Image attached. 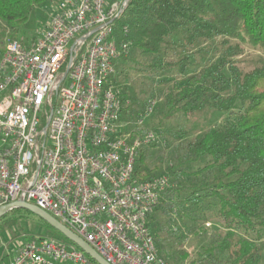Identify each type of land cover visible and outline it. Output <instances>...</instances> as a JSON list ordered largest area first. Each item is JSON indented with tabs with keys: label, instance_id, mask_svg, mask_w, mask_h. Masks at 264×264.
<instances>
[{
	"label": "built area",
	"instance_id": "built-area-1",
	"mask_svg": "<svg viewBox=\"0 0 264 264\" xmlns=\"http://www.w3.org/2000/svg\"><path fill=\"white\" fill-rule=\"evenodd\" d=\"M129 2L60 0L35 39L0 47V207L39 206L111 264H169L148 218L170 178L136 176L156 135L135 131L143 118L123 123L126 100L112 83L128 52L115 28ZM17 245L10 264H95L54 237Z\"/></svg>",
	"mask_w": 264,
	"mask_h": 264
},
{
	"label": "trees",
	"instance_id": "trees-1",
	"mask_svg": "<svg viewBox=\"0 0 264 264\" xmlns=\"http://www.w3.org/2000/svg\"><path fill=\"white\" fill-rule=\"evenodd\" d=\"M46 1L0 0V19L9 28L10 39L18 38L19 25ZM181 30L188 46L222 37L224 51L198 71L186 74L181 69L184 78L167 86L161 101L153 106L163 114L160 124L177 112L191 116L207 107L229 114L218 126L186 140L185 165H169L170 184L149 216L150 229L155 238L160 235L155 218L151 221L157 209L168 219L175 213L182 220L192 219L204 231L206 222L214 220V239L195 247L192 255L184 252L174 264H264L260 243L264 231V66L243 71L233 59L236 47L230 44V39H236L264 50V0H130L115 36L118 43H126L127 51L134 48L159 55L169 38ZM181 63L167 62L163 68ZM153 66L162 68L157 61ZM149 129L142 125L135 131L145 134ZM188 134L183 129L173 133L179 138ZM144 149L136 161V176L160 175H151ZM192 164L197 166L189 170ZM43 221L48 237L76 246ZM170 233L177 235L173 226L166 236ZM158 249L161 255L168 254L165 245L158 244Z\"/></svg>",
	"mask_w": 264,
	"mask_h": 264
},
{
	"label": "rangeland",
	"instance_id": "rangeland-1",
	"mask_svg": "<svg viewBox=\"0 0 264 264\" xmlns=\"http://www.w3.org/2000/svg\"><path fill=\"white\" fill-rule=\"evenodd\" d=\"M59 2L60 0H47L42 5L36 6L30 17L19 25L16 32L17 39H35L48 26L47 24L59 7ZM184 35L185 31L181 30L174 37L169 38L168 45L159 55L142 54L138 49L133 48L116 59L115 84L126 100L122 116L123 123L129 121L132 127L143 118V126L150 128L149 130L155 132L156 135L155 141L144 149L148 168L152 169L151 175L154 172L160 173V175H169V165L172 162L180 163L181 166L185 165L187 155L184 145L186 140L194 138L197 134H201L213 126H218L229 114V111H219L207 107L191 116L177 112L172 117L163 119L161 124L160 120L163 114L160 110L154 109L147 117H141L149 102L156 106L165 94L167 86L171 85L174 80L181 81L184 78L185 75L181 72L182 68H185L186 74L198 71L224 51V46L221 44L222 37L198 40L194 46H188ZM8 40H10L9 28L0 19V47ZM230 44L236 47L237 52L233 59L243 71H250L256 66H264L263 49L239 42L236 39H230ZM156 61L162 65V68L153 66ZM179 61L182 62L179 66L172 65L163 68L167 62L176 63ZM154 126L161 131L159 134L154 130ZM181 129L188 130L189 134L184 138L173 135L174 132ZM202 162L204 161L202 160L200 164ZM196 166L192 164L189 170ZM153 176H159V174L151 177ZM152 215L151 221L155 218L160 234L158 236L160 238H156L157 245H165L168 254L166 256L162 254V256L167 259L169 264H174L173 262L184 252L192 255L195 247L199 248L203 243L214 239L216 235L214 220L206 222L207 229L204 231L195 225L192 219L182 220L176 213L171 219H168L159 209ZM171 226L174 227L177 235L170 233L167 237L168 228ZM47 230V226L39 216L24 208L11 209L6 213V216L0 218V242H4L5 245L15 246L18 242L26 241L33 236H47ZM260 243L264 248V231L260 237ZM161 250L159 249L160 255ZM190 260L191 258L187 263Z\"/></svg>",
	"mask_w": 264,
	"mask_h": 264
},
{
	"label": "water",
	"instance_id": "water-1",
	"mask_svg": "<svg viewBox=\"0 0 264 264\" xmlns=\"http://www.w3.org/2000/svg\"><path fill=\"white\" fill-rule=\"evenodd\" d=\"M13 208H24L30 210L32 213L39 216L46 222H48L51 226L59 230L62 234H64L68 239H70L76 246L82 249L86 254H88L92 260L97 262L98 264H111L108 262L95 248H93L90 243H88L84 238L79 236L73 230H70L69 227L60 222L57 218H55L52 214H49L46 210L40 208L39 206L28 203L25 201H15L11 204H7L0 207V218L4 216L9 210Z\"/></svg>",
	"mask_w": 264,
	"mask_h": 264
},
{
	"label": "crops",
	"instance_id": "crops-1",
	"mask_svg": "<svg viewBox=\"0 0 264 264\" xmlns=\"http://www.w3.org/2000/svg\"><path fill=\"white\" fill-rule=\"evenodd\" d=\"M21 242H18L17 244ZM17 244H15V246L13 245L11 246L10 244L5 245L4 242L3 243L0 242V264H10L11 263L15 250L18 246Z\"/></svg>",
	"mask_w": 264,
	"mask_h": 264
}]
</instances>
